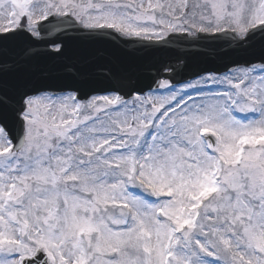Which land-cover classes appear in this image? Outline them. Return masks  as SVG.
I'll return each instance as SVG.
<instances>
[{"label":"snow or ice","instance_id":"obj_1","mask_svg":"<svg viewBox=\"0 0 264 264\" xmlns=\"http://www.w3.org/2000/svg\"><path fill=\"white\" fill-rule=\"evenodd\" d=\"M0 264H264V0H0Z\"/></svg>","mask_w":264,"mask_h":264},{"label":"water","instance_id":"obj_2","mask_svg":"<svg viewBox=\"0 0 264 264\" xmlns=\"http://www.w3.org/2000/svg\"><path fill=\"white\" fill-rule=\"evenodd\" d=\"M227 40L228 38L224 37H205L203 40L195 43H190L186 40H173L167 46V53L170 57L183 56L186 59L187 67L184 72L185 75L203 70L223 74L229 67L235 68L237 63L242 65L244 61L249 59L248 56L236 50L235 44H229ZM102 47L110 58L123 61L127 59L125 54L134 51L137 46L133 43L124 44L119 40H109Z\"/></svg>","mask_w":264,"mask_h":264}]
</instances>
